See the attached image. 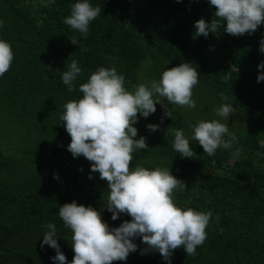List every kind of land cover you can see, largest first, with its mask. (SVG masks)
<instances>
[{"label": "trees", "instance_id": "1", "mask_svg": "<svg viewBox=\"0 0 264 264\" xmlns=\"http://www.w3.org/2000/svg\"><path fill=\"white\" fill-rule=\"evenodd\" d=\"M76 2L0 0L5 22L0 39L14 53L9 71L0 76V264H54L55 250L41 248L48 223L56 226L57 242L70 264L72 233L59 207L73 200L103 210L109 227L131 219L126 214L111 219L104 208L106 181L91 173V162L67 150L71 138L59 116L66 102L82 98L79 85L99 67H115L132 91L140 83L159 81L166 68L183 62L200 73L193 89L196 107L164 100L171 118L160 104L147 118L138 114L135 138L146 137L148 148L133 153L131 167H169L186 185L174 190L176 204L213 213L196 255L177 249L171 264H264V147L259 144L264 139V81L257 83L258 71L264 72L257 68L264 61L259 50L264 23L251 35L231 36L222 26L215 34L194 37L195 21L216 19L209 0H88L102 11L85 38L63 22ZM72 60L81 74L74 81L76 90L68 92L61 75ZM226 102L235 108L227 124L237 140L231 149L219 148L209 157L192 139V128L201 120L223 122L215 109ZM148 124L159 128L149 132ZM174 129L184 130L195 157L174 150ZM133 242L137 251L113 264H168L158 252L142 255L146 245L139 237Z\"/></svg>", "mask_w": 264, "mask_h": 264}, {"label": "clouds", "instance_id": "2", "mask_svg": "<svg viewBox=\"0 0 264 264\" xmlns=\"http://www.w3.org/2000/svg\"><path fill=\"white\" fill-rule=\"evenodd\" d=\"M209 3L215 7L216 19L211 23L203 18L195 21L194 37H207L210 32L215 34L222 26L231 36L251 35L264 23V0H209ZM101 11L88 0H79L72 4L71 14L63 22L86 38L90 23ZM4 26L5 22L0 20V28ZM70 42L77 45L75 39ZM259 50L264 52V39L260 41ZM13 59L11 44L0 39V76L9 71ZM257 68L264 69V61ZM80 74V66L72 60L61 75L68 92L76 90L74 81ZM199 75L192 63L183 62L166 68L159 81L140 83L129 91L124 86L125 77L118 74L115 67H99L90 74L87 82L79 85L82 98L64 104L59 122H63L71 138L67 150L73 158L83 156L91 162V173H99V178L106 181L109 192L104 208L111 213V219L115 221L122 214L131 217L118 227H109L101 218L103 210L77 204L75 200L60 206L59 217L72 233L74 256L70 264L126 261L130 253L137 251L138 246L133 242L137 237L146 245L141 250L142 255L149 250L158 252L168 264H171L175 250L183 248L186 256H194L198 246L203 245L213 213L176 204L174 190L186 189L185 182L173 176L169 167L149 169L139 164L131 167L133 153L148 148L146 137L135 138L138 130L133 125L138 122V114L147 118L160 104L164 116L171 118V109L164 100L181 108H195L193 89L199 83ZM260 81H264V72L258 71L257 83ZM220 99L228 101L229 98L221 94ZM215 113L223 122L201 120L192 128V139L209 157L219 148L231 149L237 140L227 124L230 115L235 113L233 104L222 103ZM146 127L149 132H155L159 125L148 124ZM173 135V148L181 157L196 156L183 129H174ZM259 144L264 147V139ZM88 178L92 179V176ZM186 203L191 204V201ZM46 228L48 231L42 237L41 248L48 245L55 250V256L51 257L54 264H69L57 242L56 226L48 223Z\"/></svg>", "mask_w": 264, "mask_h": 264}]
</instances>
